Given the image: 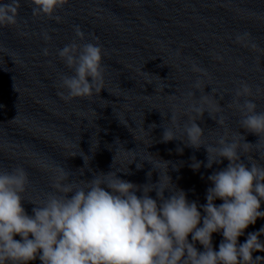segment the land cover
<instances>
[{"label": "clouds", "instance_id": "9594fccd", "mask_svg": "<svg viewBox=\"0 0 264 264\" xmlns=\"http://www.w3.org/2000/svg\"><path fill=\"white\" fill-rule=\"evenodd\" d=\"M68 4L69 0H28L33 17L43 16L57 24L63 22L58 11ZM20 8V0H0V28L18 27ZM74 33L78 40H85L79 25L74 26ZM40 35L46 44L51 42L47 30H41ZM92 41L81 44L73 40L57 50L59 60L72 73L61 74L57 84V95L65 103L92 100L106 89V53L98 37L92 35ZM234 43L264 54L250 32L237 33ZM42 54L51 55L47 47ZM176 54L179 56V51ZM212 56L223 62L222 55L213 52ZM236 63L243 65L242 60ZM190 64L197 79L182 98L168 95L172 103L167 115L161 116L170 126L163 127L160 142L180 141L183 147H177L179 154L184 148H204L206 162L190 158L189 167L194 172L202 166L212 169L228 162L207 177L211 186L206 189V203L189 200L187 192L173 182L171 162L149 152L141 160L136 149L122 147L126 158L123 167H114V156L112 170L95 172L91 179L81 178L83 168L80 176L73 178L72 171L61 164H44L43 169L50 173V190L33 195L29 194L32 181L23 166L0 167V264H32L37 260L40 264H264V256L253 255L264 252V226L247 232L243 243L239 241L250 225L264 219V111L257 110L253 89L245 81L239 82L232 100L222 106L224 96L212 86L208 71L194 61ZM208 85L211 93L204 91ZM261 95L264 89L258 86L255 96ZM225 107L239 114L238 129L244 134L227 126ZM205 113L222 129L211 142L205 128L197 123L203 121ZM150 126L157 127L154 123ZM138 131L146 150L152 144L145 142L150 133L143 127ZM245 134L255 135L257 142H248ZM66 147L76 149L78 145L69 142ZM75 156L72 151L69 157ZM145 161L152 165L147 183L120 177V173L132 174L129 165L141 170ZM173 170H178L177 166ZM153 171L158 173L154 183ZM217 200L222 203L217 204ZM24 202L33 205L31 214ZM214 233L222 237L218 250L213 246Z\"/></svg>", "mask_w": 264, "mask_h": 264}]
</instances>
